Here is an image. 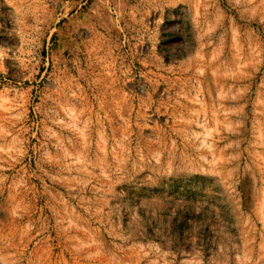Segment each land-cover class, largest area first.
I'll use <instances>...</instances> for the list:
<instances>
[{"label": "rangeland", "instance_id": "1", "mask_svg": "<svg viewBox=\"0 0 264 264\" xmlns=\"http://www.w3.org/2000/svg\"><path fill=\"white\" fill-rule=\"evenodd\" d=\"M0 264H264V0H0Z\"/></svg>", "mask_w": 264, "mask_h": 264}]
</instances>
